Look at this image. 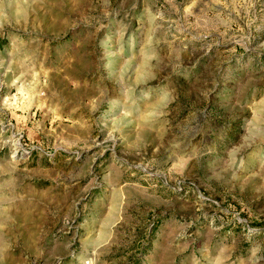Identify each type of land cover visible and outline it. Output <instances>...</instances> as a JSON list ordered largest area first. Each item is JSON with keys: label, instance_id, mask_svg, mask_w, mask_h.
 I'll use <instances>...</instances> for the list:
<instances>
[{"label": "rangeland", "instance_id": "1", "mask_svg": "<svg viewBox=\"0 0 264 264\" xmlns=\"http://www.w3.org/2000/svg\"><path fill=\"white\" fill-rule=\"evenodd\" d=\"M0 264H264V0H0Z\"/></svg>", "mask_w": 264, "mask_h": 264}]
</instances>
